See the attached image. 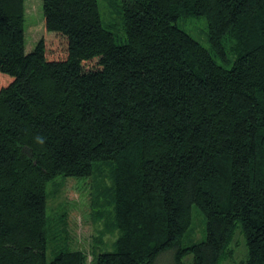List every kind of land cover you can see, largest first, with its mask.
<instances>
[{"label": "trees", "instance_id": "trees-1", "mask_svg": "<svg viewBox=\"0 0 264 264\" xmlns=\"http://www.w3.org/2000/svg\"><path fill=\"white\" fill-rule=\"evenodd\" d=\"M24 1L0 0V264H221L238 229L239 264H264V0H118L119 24L43 0L28 52ZM104 165L114 248L88 262L52 244L48 185ZM194 204L205 237L183 244Z\"/></svg>", "mask_w": 264, "mask_h": 264}, {"label": "rangeland", "instance_id": "rangeland-1", "mask_svg": "<svg viewBox=\"0 0 264 264\" xmlns=\"http://www.w3.org/2000/svg\"><path fill=\"white\" fill-rule=\"evenodd\" d=\"M43 0H25V51H30L43 33ZM118 0H99V7L105 22L118 23L116 10ZM178 25L187 31L202 45L209 47L206 20L203 17L182 15ZM226 42V41H225ZM224 42V43H225ZM231 41H228V47ZM229 56H232L230 52ZM220 63H223L218 58ZM112 180L107 165L96 171L89 178H73L59 175L48 185V215L52 220V244H64L71 248H81L88 253V262L92 251L112 250L115 231L112 227V206L110 189ZM192 223L183 237V244L199 241L205 237V218L194 204L191 208ZM50 245V240H49ZM54 246V245H52ZM233 256L221 264H239V260L247 254L245 238L238 229L231 243ZM47 257L52 255L49 250ZM192 255L183 258L190 263ZM155 264H174L171 252H165L157 257Z\"/></svg>", "mask_w": 264, "mask_h": 264}, {"label": "clouds", "instance_id": "clouds-1", "mask_svg": "<svg viewBox=\"0 0 264 264\" xmlns=\"http://www.w3.org/2000/svg\"><path fill=\"white\" fill-rule=\"evenodd\" d=\"M36 141L40 144H43L44 143V139L42 137H36Z\"/></svg>", "mask_w": 264, "mask_h": 264}]
</instances>
